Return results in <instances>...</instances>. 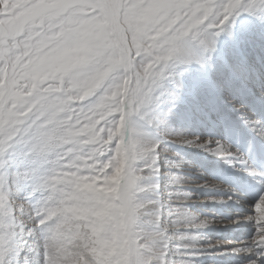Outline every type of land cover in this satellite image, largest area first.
Returning a JSON list of instances; mask_svg holds the SVG:
<instances>
[{
  "label": "snow or ice",
  "instance_id": "1",
  "mask_svg": "<svg viewBox=\"0 0 264 264\" xmlns=\"http://www.w3.org/2000/svg\"><path fill=\"white\" fill-rule=\"evenodd\" d=\"M0 264H264V0H0Z\"/></svg>",
  "mask_w": 264,
  "mask_h": 264
}]
</instances>
